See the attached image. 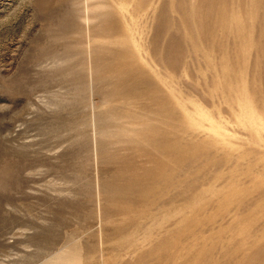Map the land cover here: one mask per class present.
I'll return each instance as SVG.
<instances>
[{
	"label": "rangeland",
	"instance_id": "374dc122",
	"mask_svg": "<svg viewBox=\"0 0 264 264\" xmlns=\"http://www.w3.org/2000/svg\"><path fill=\"white\" fill-rule=\"evenodd\" d=\"M0 264H264V0H0Z\"/></svg>",
	"mask_w": 264,
	"mask_h": 264
}]
</instances>
